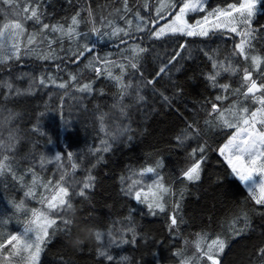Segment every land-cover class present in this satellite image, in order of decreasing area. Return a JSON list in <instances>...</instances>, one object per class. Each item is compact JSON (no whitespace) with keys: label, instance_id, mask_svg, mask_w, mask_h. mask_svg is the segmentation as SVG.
Listing matches in <instances>:
<instances>
[{"label":"trees","instance_id":"1","mask_svg":"<svg viewBox=\"0 0 264 264\" xmlns=\"http://www.w3.org/2000/svg\"><path fill=\"white\" fill-rule=\"evenodd\" d=\"M160 1L127 0L125 10L124 0H38L40 19L49 25L42 30L35 19H21L36 0H0V209L11 199L4 210L15 220L7 231L0 219V264L18 260L7 255V239L34 225L32 213L43 212L57 185L68 187L72 207L65 204L50 218L55 223L37 264H211L197 245L207 251L214 240L225 242L222 252L213 247L219 264H264V203H256L219 155L240 117L261 108L243 95V70L259 85L264 63L255 68L237 54L242 37L236 32L153 38L158 19L172 20L185 0H171L175 8L157 16ZM231 5L242 0H209L188 23ZM17 21L23 28L13 30L18 57L8 59L12 31L4 25ZM251 22L254 39L246 51L264 57V2ZM52 26L75 31L61 36ZM216 73L214 82L209 77ZM86 84L90 90L82 91ZM239 104L248 113L231 119ZM196 162L201 177L188 181L183 173ZM150 167L170 190L164 211L154 215L134 198ZM90 176L92 186L83 189ZM173 214L178 224L170 229Z\"/></svg>","mask_w":264,"mask_h":264},{"label":"snow or ice","instance_id":"2","mask_svg":"<svg viewBox=\"0 0 264 264\" xmlns=\"http://www.w3.org/2000/svg\"><path fill=\"white\" fill-rule=\"evenodd\" d=\"M6 4H12V0H3ZM260 2H264V0H245V3L240 6V8H236L235 5H231L228 10L220 11L218 10L215 15H217V18L219 16H224L226 18H230L228 20V23L226 27L228 28V31L236 32L237 35H240L242 37L240 43L236 45L237 54L241 55L245 58V60H251V64L253 67L258 68L261 63H264V57H259L256 55H252L249 57L248 52L246 49L251 48V41L254 39V29L251 28V21L252 18L256 15L257 12V4ZM125 10H127V0H124ZM161 8L164 7L162 4L160 6ZM170 9H174L175 5H168ZM204 4L203 0H187V2L183 3V6L179 9V14L175 16V21L181 22V25L174 27L173 24H169L167 26L169 31H179L182 32L185 35L193 36V35H202L206 36L207 31L199 28L198 25L200 22H197V25H187L183 22V17L187 11H196V10H203ZM39 10V2L36 0V7H32L31 9L29 6H25L22 11L23 13H27L26 16H23L21 19H35L37 23L41 25L42 30H47L49 28L48 24H44L41 19L40 15L38 14ZM157 16L160 15V8H157ZM233 11L238 12L240 14L239 18H236L233 16ZM17 15L19 16L20 13L18 12ZM89 16H91V12H89ZM207 19V17H205ZM235 20L236 23H233L232 21ZM78 23L77 19L74 17L72 20V24L76 25ZM237 25H242L243 27L238 31ZM11 27L13 30L19 29L21 32L23 31L22 23L20 21L14 22L11 25H4V27L7 29L8 27ZM219 27V25H217ZM52 31H60L63 32V28L52 26ZM94 31H98L94 29ZM117 31H122L121 29H117ZM69 34L72 32V29H68ZM165 33V28H160L159 31L155 33L156 37H160ZM5 33L3 31H0V48L3 47V37ZM18 33L15 31L9 32L8 36L12 38V44L10 46L11 51L8 53L7 57L10 59L13 55H16L18 57ZM33 42V38H29V43ZM86 50L91 51V48H88L86 46ZM138 52L145 51L142 48L136 49ZM82 55V53H80ZM2 62V61H0ZM132 68L136 67L135 63L131 64ZM227 71L228 69H224ZM234 70V69H233ZM99 71V69H97ZM161 72L164 71L163 68L160 70ZM215 75H218V73L214 74L213 76H210L209 79L213 80L215 82ZM75 79V78H73ZM243 80H244V87L246 91L243 93L245 97L251 95L252 98L257 99L258 102L261 105V108L257 110V112H252L248 114L246 117H240L242 120V124L246 127H243L240 129V132L247 133L246 136L242 137L239 140V143H236L237 136H233L232 139L224 146L223 149H221V154H224L226 150H230L233 147L237 151V159L240 158L241 155L247 154L250 157V163L247 166L246 169L242 170L241 168L236 167V165H233V172H235L241 181H244L245 184H251L253 185L252 190H255V187L257 186V182L255 177H260L259 180V188H260V195L256 197V203L262 204L264 203V128L257 131L255 125L257 122L264 125V82L261 84H257L256 80L252 78V72H250L247 68L243 70ZM41 84L44 83L43 80L40 81ZM59 87L64 88V84H60ZM225 90H227L228 85H223ZM9 89L11 91V85H9ZM90 90L89 85H84L83 90ZM261 92L262 95L260 97H256V93ZM17 94L19 92L17 91ZM217 99H222V97H217ZM215 108V105L213 106ZM243 113H248L247 108H242L241 110ZM220 116L222 122L224 124H227L229 127L233 126V124L229 123L227 119H224V113L220 112L218 113ZM239 134V133H238ZM107 150V148H105ZM200 151H203V149H199ZM60 157L57 156L56 159H59ZM5 160L8 159L7 156L4 157ZM229 163H232L231 156L228 157ZM5 168V165L3 163H0V171H3ZM154 168H147L146 172L152 173L154 172ZM183 176L188 181H198L200 179V162L194 163L190 168H188L186 171H184ZM94 179L93 177H89V182L83 183V189H88L92 185L90 181ZM61 180H63V177H61ZM58 187V193L56 195H53L49 201H48V208H58L63 209V206L67 204L69 208L72 207L71 202L67 201L65 197L69 195L68 187L57 185ZM157 192H153L151 199L149 197L144 196L142 198L141 191H136L134 193V198L141 203H147V207L151 214H155V209H159L160 211H164V205L161 202L163 200L164 194H167L170 192V190L165 187L162 184L156 185ZM129 194H132L131 191H129ZM80 196H84L85 192L81 190L79 192ZM178 208L179 205H176ZM33 217L35 218L33 220V224H35V229L28 228L25 230V235L29 231H36V239L35 241L28 242L27 240L23 241L22 247H21V237H18L16 235L11 236L7 239L6 243L12 244V248L10 249L8 256H15L19 255L21 251L27 252V257H24V259L30 261V264H37V260L40 254V243L42 242L43 238L47 236V226H50L52 223H55L54 220H49L48 217L44 213H32ZM43 220L44 223H40L39 221ZM170 224L169 227L175 228V226L178 224V219L175 214L171 215L169 217ZM65 224H70L72 221L65 220ZM129 231H133L131 227H129ZM236 231H241L240 229H237ZM96 239L99 241L102 238V234L97 231L95 233ZM13 241H16L15 244H13ZM127 242V241H124ZM133 242H135V234L133 235ZM5 246L4 241H0V249H2ZM215 246V251L217 253L222 252L224 249V242L222 240H214L211 245L208 246L207 251H204L202 249H199V245H197L198 250H200L201 255L206 256L209 261H211V264H219V260L216 258V256L213 254V247ZM261 255H264V248H261L259 250ZM103 254V253H102ZM2 255V253H0ZM109 260L112 259L111 256L107 257Z\"/></svg>","mask_w":264,"mask_h":264},{"label":"rangeland","instance_id":"3","mask_svg":"<svg viewBox=\"0 0 264 264\" xmlns=\"http://www.w3.org/2000/svg\"><path fill=\"white\" fill-rule=\"evenodd\" d=\"M209 0H203V4H204V9L207 5ZM187 2V0L184 1V3ZM245 3V0H242V5ZM164 5L163 8H161L160 6L161 5ZM168 5H172V1L171 0H161L159 2V5L156 7V10L157 8H160V15H162L165 11L168 10ZM183 6V4H182ZM181 6V7H182ZM180 7V8H181ZM236 8H240L239 7H236ZM203 9V10H204ZM155 10V13H157V11ZM203 10H196V11H187L183 17V22L186 23L187 25H197V22L196 21L194 24H190L188 23V16L191 15L192 13H198V12H201ZM218 11V10H217ZM213 12V13H210L208 14L206 17L207 19L203 18L201 19L199 22L200 24L198 25L199 28H202L204 30L207 31V35L211 32V31H214V30H221V31H228V28L226 27L227 23H228V20L230 18H226L224 16H219V18H217V15H215V13L217 12ZM220 11H224V10H220ZM179 14V11L177 13V15ZM233 16L236 17V18H239L240 14L238 12H235L233 11ZM170 18L169 17H166L163 16V17H160L158 19V21H162L159 26H157V30L154 32V35H153V38L155 39H162L166 36H169V35H173V34H183L182 32H179V31H169L167 26L169 24H173L174 27L176 26H179L181 25V22L179 21H175V16L173 17L172 20H169ZM233 23H236L235 20L232 21ZM252 23V22H251ZM217 25H219V27H217ZM147 26V25H145ZM63 28V32H59V35L61 36H68L70 34H72L74 31H75V28L73 27H69V28H64V27H61ZM148 28V26H147ZM160 28H165V33L163 35H161L160 37H156L155 36V33L157 31H159ZM237 28H238V31L242 28L241 25H237ZM68 29H72V32L69 34L68 32ZM4 31L5 32H8V31H13V29L9 26L7 29L4 28ZM188 36V35H187ZM7 42L5 41V44ZM241 104H239L237 107L236 106H233L232 107V114L230 115V118L232 119L236 112L242 110L241 108H239ZM243 127H246L244 126L243 124L238 127L237 124H235V132L229 137V139L223 144V146L219 149V155L224 158V160L226 161V163L230 166V168L233 169V165H236V167L238 168H241L242 170L246 169L247 166L249 165L250 163V157L245 153L243 155L240 156L239 159H237V151L236 149L233 147L232 149L230 150H226L224 154H221V149L224 148V146L226 144H228V142L232 139L233 136H237V141L236 143H239V140L246 136L247 133H244V132H240V129L243 128ZM257 131H259L260 129L264 128V125H262L261 123L257 122L256 125H255ZM239 133V134H238ZM231 156L232 158V163L230 164L229 163V159L228 157ZM201 167H200V177H201ZM233 171V170H232ZM235 176L237 177V179L241 182L242 186L245 188V190L250 194V196L256 201V197H258L260 195V188L258 186L259 184V180H260V177H255L256 179V182H257V186L255 187V190L253 191L252 188H253V185L251 184V182L249 184H245L244 181H241L239 176L234 172ZM192 182H196V181H192ZM157 184H160L159 182V178L158 176H154L152 173H151V177H149L148 179L147 178H143L140 182V184H138L136 186V191H141V194H143V197L144 196H147L149 197V199H151V196H152V193L153 192H157V188H156V185ZM133 186H135L133 184ZM167 196H168V193L167 194H164L163 196V200L161 201L164 205L166 199H167ZM6 203V206H4L3 209H0V219L2 221L1 223V226H4L5 229H7V231H10L14 226H15V220L14 219H8L7 218V215H13L11 213H9L8 211L4 210L8 207H10L9 205H11V203H13V201L11 199H7V201H5ZM23 204V203H22ZM24 207V206H23ZM58 208H52V209H49L48 206H46L44 209H43V212L47 217L48 219L50 220V218L53 216V214L57 211ZM40 223H44L43 220L39 221ZM35 224L31 227L32 229H35ZM26 230V229H25ZM25 230L22 231L21 235H18V237H21V247H22V244H23V241L24 240H27L28 242H32V241H35L36 239V231H29L27 232V234L25 235ZM47 230H48V226H47ZM4 229L1 228V232L4 234ZM1 234V235H3ZM43 242H44V238L42 240V242L40 243V253H41V250H42V246H43ZM224 245H225V242H224ZM12 248V246H11ZM28 253L27 252H24V251H21L19 255H15V257L18 258L17 261H13V260H9L7 262H4L3 264H30V261L24 259V257H27ZM40 256V254H39ZM10 257H14V256H10ZM39 259V257H38ZM39 260H37V263H38Z\"/></svg>","mask_w":264,"mask_h":264},{"label":"clouds","instance_id":"4","mask_svg":"<svg viewBox=\"0 0 264 264\" xmlns=\"http://www.w3.org/2000/svg\"><path fill=\"white\" fill-rule=\"evenodd\" d=\"M76 242H80V241H79V238H77Z\"/></svg>","mask_w":264,"mask_h":264},{"label":"bare ground","instance_id":"5","mask_svg":"<svg viewBox=\"0 0 264 264\" xmlns=\"http://www.w3.org/2000/svg\"><path fill=\"white\" fill-rule=\"evenodd\" d=\"M146 35V34H145ZM140 36V35H139Z\"/></svg>","mask_w":264,"mask_h":264},{"label":"crops","instance_id":"6","mask_svg":"<svg viewBox=\"0 0 264 264\" xmlns=\"http://www.w3.org/2000/svg\"><path fill=\"white\" fill-rule=\"evenodd\" d=\"M232 169V168H231ZM233 170V169H232Z\"/></svg>","mask_w":264,"mask_h":264}]
</instances>
